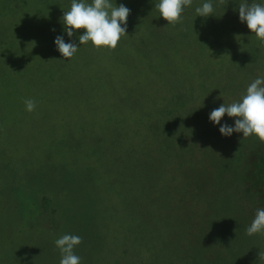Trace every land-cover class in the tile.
Segmentation results:
<instances>
[{
    "label": "trees",
    "instance_id": "16d2710c",
    "mask_svg": "<svg viewBox=\"0 0 264 264\" xmlns=\"http://www.w3.org/2000/svg\"><path fill=\"white\" fill-rule=\"evenodd\" d=\"M201 2L193 0L182 20L167 24L158 16L154 0H116L117 5L123 3L131 9L128 34L116 48L98 49L88 43L72 58L62 59L53 37L61 31L60 18L71 0H0V143L5 119L1 115L12 109V100L19 96L21 100L36 99L29 81L44 88L48 100H58L59 110L51 112V117L62 122L72 118L81 137L92 139L97 151L103 153L102 160L97 155L95 166L113 186L109 190V183L101 186L98 181L93 188L102 190L94 208L99 203L105 216H95L83 225L91 226L94 232L111 228L112 238L98 242L99 236L93 235L97 250L89 254V262L146 264L167 257L165 262L170 264H194L203 259L201 247L205 243L221 242L215 232L219 224L211 214H218L230 225L235 213L239 218L245 210L233 199L237 157L246 147L264 149V142L254 135L243 138L242 133L222 136L208 114L223 102L238 100L252 80L264 75V43L239 21L240 0H213L216 16L207 18L196 17L195 8ZM180 41L183 44L177 46ZM29 50L41 55V61L29 55ZM177 50L190 55L181 61L174 58ZM43 62L45 68L37 70L35 64ZM14 72L18 84L12 88ZM233 119L225 114L222 123L231 124ZM36 148L33 154L38 160L42 150L38 145ZM2 150L1 160L9 158L15 168L25 169L20 176L25 179L34 158L27 155L25 161L22 157L18 161L13 148L3 145ZM42 158L53 161L55 153L46 151ZM258 160L264 162V154ZM222 172L221 202L214 182ZM118 175H123L126 183H117L114 178ZM260 180L263 182L264 176ZM22 189L24 186L14 188L16 192ZM40 196H45L52 214L72 212L62 204L74 206V200H54V194L46 189ZM29 207L35 214L36 201ZM204 210L207 229L198 231ZM13 223L12 238L29 228H16ZM166 234L169 241L172 234L178 238L172 254L155 250ZM194 234L200 244L192 253L185 243ZM78 256L80 264L88 261Z\"/></svg>",
    "mask_w": 264,
    "mask_h": 264
},
{
    "label": "rangeland",
    "instance_id": "374dc122",
    "mask_svg": "<svg viewBox=\"0 0 264 264\" xmlns=\"http://www.w3.org/2000/svg\"><path fill=\"white\" fill-rule=\"evenodd\" d=\"M248 2L251 3L252 0H248ZM230 6L233 7V5ZM243 35L245 36L246 32ZM181 44L183 43L180 41L177 46H181ZM177 51L178 53L174 52V58L179 57L181 61L182 58L190 55V53L188 55V51L186 53H184L185 51ZM29 52V55L41 61V55H36L31 50ZM24 54H28V51ZM35 67L37 70H42L45 68L44 62L42 65L35 64ZM181 75L185 77L184 73ZM15 77L14 72L12 75V88H15V85L18 84V79H15ZM32 84L38 83L28 81V85L36 98L34 100L36 108L31 112L27 111L24 104L25 100H21V96L18 95L19 100H12V109L8 108L1 115L5 119L3 122L4 136L2 138L4 144L0 143V151H3V145L13 148V153H15V158L18 161H20V157L25 161L24 159H27V157L24 156L27 155H30L33 159L35 157L33 153L37 151V145L40 146L42 151L40 150L41 158L39 156L38 160L36 158L32 160L31 173L25 174L26 180L20 177L25 169L21 172L12 165L9 158L5 160L0 158V264H59L60 252L54 241L65 233L75 234L82 238L81 243L75 247L74 251L75 254L83 256L84 261H87L89 254H94L97 250L96 237L92 240L93 235L99 236L98 242L105 237L112 238L111 228L107 227L103 232L100 230L94 232L91 226H84L86 220L90 221L92 218L105 216L99 208V203L96 209L94 208L98 196L101 197L102 195V190H96L93 187L96 185L95 182L100 181L101 186H106L109 183L108 189L111 190L113 183L102 176L98 167L95 166L97 155L102 160L103 153L97 151L98 146L94 144V141L85 136L81 137L79 129L74 126L75 123L72 118L67 117L62 122L61 118L51 117L52 114L49 115L51 112L59 110L58 100H48L44 88L41 90ZM1 93L4 94L5 90L3 89ZM162 94L167 95L166 91ZM160 105L164 106V104ZM162 109L163 107L158 111L161 113ZM56 122H58V125H55ZM44 150L47 151V154L55 153L53 161L42 158L46 154ZM263 150V148H260L253 151L251 147H246L243 150L245 156L241 154L237 157L238 169L235 167L237 170V183L235 184V190L233 187V199L238 202L236 205L244 207L245 210L243 209L244 211L239 213V218L235 217L238 213L236 212L235 216L232 217L233 224L230 225L225 223L218 214H211L219 224V227H215V232L219 236L216 237L217 240H221V242L219 245L212 242L205 243L204 247H201L203 259L201 258L200 262L194 264H264V233L251 236L246 233V228L252 222L257 208H264V190L262 189L264 181L260 180L264 176V162L258 160L260 154H264ZM91 160L92 162H90ZM260 172L263 174L261 175ZM222 176L223 172L218 182H214L216 192L219 193V201L222 200V193L219 189L221 188L219 182H221ZM12 177H14L13 180ZM114 180L117 183H126L123 175H118ZM16 186H24V189L16 192L14 190ZM45 189L54 194V198L51 196L54 200H74L75 207L66 203L62 204L71 208L72 212L60 210L52 214L48 209L45 196H40ZM203 193H205V190ZM33 201H36L37 207L36 213L32 215L29 204ZM85 206H88L90 210H79ZM128 211L131 212L132 208H129ZM140 211L143 213L144 210L141 208ZM200 214L201 220L198 228H196L198 231L207 229L206 218L208 214L205 210ZM23 217L26 220H23ZM216 220H214V223ZM12 223L16 228L25 225L29 228H25L19 236L15 234V237L12 238ZM33 225L38 227L32 229L31 226ZM159 239L163 238L160 237ZM199 244L200 240L196 234L192 235L190 242L187 240L185 243V245H188V251L192 253L199 250ZM136 245L135 242L134 247ZM176 245H178L176 235L172 234L171 241H169L166 234L163 244L159 242L155 250L160 253L167 251L172 254ZM100 249H104L103 246ZM131 249L132 246L130 251ZM179 249H181V246H179ZM165 261H167V257L159 258V262H146V264H161L162 262L163 264H170V262ZM125 262L127 261L125 260ZM141 263L143 264V262ZM83 264L114 263L89 262L88 260Z\"/></svg>",
    "mask_w": 264,
    "mask_h": 264
},
{
    "label": "clouds",
    "instance_id": "9594fccd",
    "mask_svg": "<svg viewBox=\"0 0 264 264\" xmlns=\"http://www.w3.org/2000/svg\"><path fill=\"white\" fill-rule=\"evenodd\" d=\"M193 0H154V8L167 21L175 24L182 20L183 12L192 5ZM235 10V9H234ZM131 12L125 4L117 5L116 0H71L68 10H64L60 23L61 31L54 35L53 45L62 59L72 58L81 45L91 43L93 47L116 48L121 37L128 34L127 19ZM196 17L216 16L213 0H202L195 8ZM241 23H246L251 34L264 43V0H241L238 7ZM83 30L78 32L77 30ZM55 32V28L51 29ZM67 37V40L66 38ZM25 108L31 112L36 108L33 99L24 101ZM198 109V108H197ZM234 118L233 123L222 118ZM208 120L218 126L222 136L231 137L233 133H242L243 138L256 136L264 142V75H258L248 86L241 97L232 103L224 102L213 108ZM251 236L264 233V208H257L255 216L246 228ZM78 235L65 233L54 243L60 252L59 264H80L81 258L75 254V247L81 243Z\"/></svg>",
    "mask_w": 264,
    "mask_h": 264
}]
</instances>
